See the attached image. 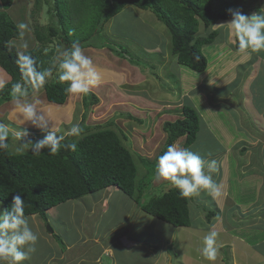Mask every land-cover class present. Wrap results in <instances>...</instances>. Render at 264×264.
<instances>
[{
  "label": "trees",
  "instance_id": "1",
  "mask_svg": "<svg viewBox=\"0 0 264 264\" xmlns=\"http://www.w3.org/2000/svg\"><path fill=\"white\" fill-rule=\"evenodd\" d=\"M13 2L1 0L0 67L11 76V81L0 89V107L11 101L14 84L25 82L15 44L20 39L17 24L7 13ZM34 3L31 17L36 21L33 32L38 45L26 53L33 57L40 69L56 62L60 53L70 48L73 42H78L83 49L108 48L122 59H131L127 48L104 40L102 32L108 22L133 6L141 11H150L165 25L171 35L170 55L178 64L204 72L208 59L202 49L216 43L220 36L219 31L211 28L219 20L231 17L227 11H216L213 0H35ZM44 6L51 18L46 26L35 20ZM202 24L206 31L203 35L200 34ZM97 39L103 42L98 44ZM54 43H57L56 47ZM51 46L53 48L47 51ZM55 74L54 70L53 76ZM27 87L31 95V85ZM43 87L49 102L56 105L66 103L69 97L65 90L67 84L60 83L58 76L48 80ZM99 102V97L92 91L84 95L85 112L88 113ZM113 124L112 121L91 127L82 122L81 136L65 140V143L76 142L75 151L62 148L55 154H48L47 149L42 150L40 155H33L31 151L15 154L10 145L6 150H0V202L4 210L11 207L13 196L20 193L25 200V216L39 215L48 223L47 214L54 207L115 188L133 198L146 214L175 228L190 227V201L193 196L182 198L175 188L148 201H145V195L157 176V157L181 138H185L184 148L191 149L196 143L201 128V116L197 109L187 100L183 106V118L164 124L167 138L157 157L154 160L139 157L140 162L145 164L140 184L137 161L125 145L128 136L124 131L119 133L111 128ZM246 151L242 150V153ZM208 216L214 217L212 212ZM52 234L64 244L60 237L54 232ZM229 260L230 257L225 258L226 264H231Z\"/></svg>",
  "mask_w": 264,
  "mask_h": 264
},
{
  "label": "rangeland",
  "instance_id": "2",
  "mask_svg": "<svg viewBox=\"0 0 264 264\" xmlns=\"http://www.w3.org/2000/svg\"><path fill=\"white\" fill-rule=\"evenodd\" d=\"M30 1L31 5H28L30 4ZM244 1L246 2V0ZM34 2L35 0H14L11 8L7 10L8 15L14 20L17 25L20 22H24L28 24L31 29L30 32H26L25 34L24 39L29 45L28 49L25 51L36 48V46L38 45L34 38L33 32V27L36 21L34 22V19L31 17V11L35 7ZM235 2L236 1L232 0H213V7H217L220 9L221 12H224L227 11V5ZM244 4L245 6H248V3ZM140 11L141 10L133 6L126 8L121 14H119L117 17L113 18L110 22H108L104 28V31L102 32V38L104 40H108L111 43L119 44L122 47L127 48L131 59H122L108 48H95L97 52L89 48L84 49L85 54L91 57L94 63L98 64L97 68L104 75L103 82L99 86L94 87L91 90L96 95H100V102L97 105L92 106L88 113H86L83 105L84 95L69 94V97L64 105L53 106L52 108L56 107L55 110H45L52 119V121L49 122V128L53 127L54 124H56L60 133H63L66 128H69L73 123L76 122L81 125L82 122L85 121L86 125L95 127L96 125H104L107 123L109 124L113 121L114 124L111 125V128L117 130L119 133H121V131H124V133L128 136L127 138L129 140L125 141V145L126 147H128V149L131 150L133 157L137 161L139 175L138 184H140L141 177L145 173V164L140 162L139 157L147 158L150 160H154L157 157L166 142V140L163 141L162 138L164 124L168 122V120L172 121L175 119H179L181 116H183L182 114L181 116H177L176 118L173 112L175 106L182 107L184 105L182 99L183 96L181 94V82L178 76L179 73L181 74V71L178 70L181 66H179L176 59L170 55L171 35L166 29L165 25L159 22L153 13H151L150 11ZM227 12L230 13V9H228ZM243 13L247 15V9H244ZM130 15L131 18L129 19ZM35 20H38L39 23L44 26L49 24L51 18L47 15L46 6H44L42 10H39V15H37V19ZM211 29H213V27ZM200 34H204L203 26L200 28ZM97 40L98 44H101L103 42V40L101 39ZM20 43V39L15 41L17 47ZM53 45L56 47L57 43H54ZM52 48V46L47 48V51H50ZM157 48L158 50H156ZM151 49H155L157 52L151 51ZM189 69L187 70L190 71ZM133 70L137 71L135 75ZM57 76L58 73L55 74L52 78H50L49 81H51L53 78H56ZM136 77L142 82L145 79L150 78V80L154 84L149 87L148 90H151L152 93L154 90L156 95H158L159 91H161L165 95H161V98L165 97V101L162 99V101H160V109L162 115L157 111V109H155L156 106H151V108L147 107L145 111L147 116L143 111L144 109L138 110L135 108L136 110H133L135 111L134 115L140 116V119L143 120H134L129 117L131 112L127 109V105L124 104L123 101L128 99V93H130L131 95H135V97H139L138 94H132L133 92H137L136 88H138H135L133 85V80H135ZM112 83H114L115 85H113ZM116 83H118L119 85H116ZM259 84L264 85V83L262 81L257 82V87H255V89L258 92H260L257 89ZM236 86L237 83L233 84L230 87V91H232ZM228 90L229 89H217L216 91L218 94L214 93V97H212V100L217 102L218 96L222 97L221 94L225 95ZM39 91L45 94L44 87H42ZM261 92H264V90ZM43 94L41 95V98L44 97ZM240 94L243 95V97L245 98V95L241 92L239 88L237 89V91H233L231 93V96L228 100L237 103L236 106L240 107L242 106ZM135 97H130L129 100L136 101L137 99H135ZM256 102L257 104H262L264 102L263 93L260 97L256 98ZM12 107L14 108L11 101L6 102V104L4 103L0 107V122L9 125V127H14L13 125L17 127L18 122L16 121L15 112L11 111ZM140 107L143 108L142 106ZM165 112H167V114L169 115H165ZM149 114L150 116H148ZM85 115H87V117L84 120ZM247 115L249 117L253 116L250 113ZM150 118L151 120L148 121V119ZM248 119L250 121V118ZM247 124L250 127L252 125L248 121ZM19 127L21 130L27 131L28 136L25 139L30 140L32 142L43 139L46 134L45 132L41 131L38 127L33 126L30 122H25ZM184 140V138L178 140L175 145L178 148L183 149ZM152 141H156V145L152 144ZM217 141L213 139L211 133L208 129L205 128V126H201L197 136V141L193 145L191 150L199 153L205 159L208 155L220 153L223 150L220 142ZM8 143L13 153H22L16 151V147L19 142L13 139L11 136H9ZM25 152L29 151L25 149L23 153ZM147 182L148 181H146V183ZM146 186L148 187L149 185ZM171 188L173 187H170L167 182L160 180L156 176L153 180L151 188L145 195V201H148L152 197L160 196L163 193L169 191ZM119 191L120 190L117 191V196L122 195L123 197V199H121L119 203L116 201L117 199H119V197H117L116 200H111L109 204V209L101 204V206L98 205L97 207V215H99V217H97L96 220L93 221L94 227L98 226L99 232H103L106 228L118 225V221L126 215V211H132L131 207L135 206V201L133 198L131 199L125 196L124 194L120 193ZM99 194L100 193L91 195L92 203H94L93 199L98 197ZM196 197H200L201 201H204V203L200 204L196 203L194 200L190 201V211L194 226L202 225L204 222L213 219L215 216L219 217L221 215V212H219V210L214 207V200L206 192L201 191L199 194L196 195ZM89 202L90 201L87 199H85L84 201L76 200L68 202L61 208H58L57 212H55L56 210L53 209L51 211L49 222L47 224H44V221L40 222V227L38 226V224L34 223V221H42L40 217H28L30 226L32 227L33 231L38 235V241L35 245V253L31 255L30 260L23 262V264H46L47 262H54L53 260H56L55 262L59 264L63 262V259L60 258L62 256L61 252L63 254L65 253V255L72 254L73 257L77 253H79V250L76 249L71 252L66 251V247H68V245H72L73 243L80 242V236L84 234H89L90 226L86 223V219L82 215L83 212L86 210L85 204H88ZM231 203L232 202L229 203V201L226 202V206H229L231 208ZM201 207L202 210H204L206 216L212 212L214 217L209 218L207 216L203 219H200L198 217V214L201 211ZM263 207L264 205H260L258 208L255 209L253 207L249 211H235L237 213L235 214L238 215V217L236 218V222L237 224L241 225L243 229H240V232L237 233L236 237L234 238L228 233L216 230L219 233V247L225 248L222 250L219 249L218 255L226 253L227 255L224 256V258L231 257V261L229 260L231 264L232 262L233 264H246L248 258L252 257V261L248 260V264H255L256 258L252 256L256 255L254 250L261 249L264 252V246H262V248L257 249L255 247L253 248L250 243L255 240V237H251L250 235L253 234L249 231H254V229L250 228H252L251 226L253 223V219L255 218V214L257 213L256 211L260 212L261 216L264 218ZM105 210H107L108 212L110 211V213L108 215L104 214ZM3 211L4 208L2 203L0 202V212ZM65 212L67 214H65ZM227 214L228 213H226L225 215ZM235 214L234 212L232 213V215ZM64 215L69 219L65 218ZM140 216L144 217V219L146 220V224L144 226L145 228L137 232L136 235H143L145 237H148L149 235V238L151 240L160 241L161 243L156 245L157 247L155 248V250H161L159 249V247H163L164 243L168 242L171 238L172 232L176 231V233L174 232V237L172 241L173 248L170 254L182 260V263L177 260L178 264H221V262L218 261V256L214 262H210L203 258V256L201 255L200 250L203 246V237L208 231H200L201 229L198 228H175L172 225L164 223L147 214H141ZM148 219L150 220L149 222ZM225 224L227 226V223ZM49 226L50 228L52 227V229H54V233L58 237H60L61 240L64 242L65 247H63V249V245L60 240H58L52 233L49 232ZM90 230L93 232V230L96 231V228L92 230L91 227ZM171 230L172 232L171 234H169ZM193 232H198V234ZM99 235L103 237L104 233H100ZM146 243L142 244L141 247L145 249V247L147 246ZM229 243H231L232 248L237 249V252L239 254H236V257L233 260V253L231 248H229ZM90 244L92 243L90 242L88 246H90ZM261 250L259 251L262 252ZM98 251V247H92V255L96 254ZM158 252L151 250V253L154 257L160 258L162 254L159 255ZM144 255V253L138 251H136L135 255L129 250H117L115 256L117 262L120 264H137V260H141L139 256L142 257V259H145ZM163 256L164 255H162V259L157 260V263L155 261V263L167 264L168 258ZM52 257L54 259H52ZM66 257L67 256H65V258ZM112 262L113 260L106 258L104 264H112ZM65 263L66 260L63 264ZM256 264H260V261H258Z\"/></svg>",
  "mask_w": 264,
  "mask_h": 264
},
{
  "label": "crops",
  "instance_id": "3",
  "mask_svg": "<svg viewBox=\"0 0 264 264\" xmlns=\"http://www.w3.org/2000/svg\"><path fill=\"white\" fill-rule=\"evenodd\" d=\"M232 1L236 2L227 5L226 8L227 10L230 9L231 17L228 20H220L213 26V30L220 32V36L218 37L217 42L212 45L203 47L202 51L208 58L207 69L204 72H196L186 66L178 64L179 66H181L178 69L181 71V74L179 73L178 76L181 82V94L183 96L182 99L184 105L187 100L188 102H191V104L197 109L201 116V126H205V128L208 129L211 133L213 139L216 141L218 140L221 144V147L223 148L220 153H214L212 155H208L205 158L206 160L214 159L218 163V170L212 175L213 179L222 185L225 195L217 199H212L215 203L214 207H216L219 212H221V215L219 217L215 216L216 218L214 217L213 219H211V221L208 220L207 222H204L199 226H194L192 222L191 226L187 228H198L201 229L200 231L207 232L209 231L210 227H214L215 230L228 233L234 238L236 237V234L240 232L239 230L243 229L242 226L237 224L236 222V218L238 217V215H236V212H238L237 210L249 211L253 207L256 209L260 205H264V102L262 104H257L256 102V98L260 97L262 93L264 96V92H261L264 90V85L259 84L257 89L260 92L256 91L255 89V87H257L256 84L258 81H262L264 83V51L257 53L248 52L246 54L238 53L237 42L235 38L229 39L227 36V29L224 26L220 25H224L230 22L232 19V12L236 10H239L243 13L244 9H247L248 14L246 15L243 13L246 16H251L252 14L258 13L261 9H264V0H246V2L244 0ZM244 3H248V6H245ZM28 5H31V1ZM2 9L3 7L0 0V10ZM214 9L216 11L220 10L217 7H214ZM130 18L131 15L129 19ZM89 49H93L95 52H97L95 48ZM156 50H158V48ZM156 50L151 49V51ZM94 64L98 67L97 63ZM187 69H189L190 71H188ZM133 71L135 75L137 71ZM10 80V75L6 71H4L2 67H0V85H2L0 86V88H2L6 83L10 82ZM235 83H237V86L232 91H230V87ZM112 84L115 85L114 83ZM153 84L154 83L150 80V78L145 79L143 82L140 79H137V77L135 80H133L134 87L138 88H136L137 92H133L132 94H138L139 97H135V95H131L130 93H128V99L123 101L124 104L127 105V109L131 112L129 117H133L134 120H143L140 119V116L134 115L135 111L133 110L144 109L143 111L145 113L147 107L151 108V106H156L155 109H157V111L161 114L160 101L164 100L165 98H161V95H165L161 91H159L158 96L155 94L154 90L153 93L151 92V90H148L149 87H151ZM116 85L119 84L116 83ZM239 88L245 95V98L240 94L242 106H238V108L236 106L237 103L228 99L230 98L231 93L233 91H237V89ZM217 89L229 90L227 93H225V95L221 94L222 97L218 96V101L215 102L212 100V97H214V93H217ZM42 94L43 93L41 91L35 93V95L41 101L39 107L46 111H50L51 109L55 110L56 107H52L56 106V104H49L51 102L47 100L46 94H43L44 97L41 98ZM98 97L100 99V95ZM130 97H135V99H137V102L134 100L130 101ZM140 106H142L143 108H141ZM183 106L174 107L173 113L176 118L177 116H181L183 114ZM11 111H14L13 107ZM249 113L253 116L249 117L247 115ZM164 114L166 115L167 112H165ZM148 116H150V114ZM180 118H183V116H181ZM248 118H250V121ZM150 120L151 118L148 119V121ZM176 120L177 119L172 121ZM247 121L252 124L251 127L247 124ZM13 126L16 127L15 125ZM162 138L163 141H165L167 138V135L164 131L162 132ZM155 143L156 141H152V144ZM242 150L247 151L245 153H242ZM117 191L118 189L109 188L107 190L98 192L100 194L98 195V197L93 199L94 203H92L91 195H95L97 193L90 194L82 199H79L83 201L87 199L90 201L88 204H85L86 210L82 215L86 219V223L89 224L90 228L92 227V230L96 228V231L93 230L92 232L89 228V234L82 235L83 238L82 236H80V242L68 245V247H66V251L71 252L76 249L79 250V253H77L73 257L72 254L65 255V253L63 254L61 252L62 256L60 258L63 259V262L59 264H63L65 260V264H104L106 258L113 260L112 264H120L117 262L115 256L117 250H129L135 255L136 251L144 253L145 259H142V257L139 256L141 260L138 259L136 262L137 264H156L157 260L162 259V255H164L163 257L168 258L167 264H178L177 260L182 263V260L180 258H177L176 256L170 254L173 248L172 241L174 232L176 233V231H170L169 234H171L172 232L171 238L168 242L164 243L163 247H159V249L161 250H155V248L157 247L156 245L161 243L160 241L151 240L149 238V235L148 237L138 234L136 235L137 232L145 228L144 226L146 224V220L143 217L144 215L140 216L141 214L146 213L139 208L136 202L135 206L131 207L132 211H126V215L118 221V225L106 228L103 232L98 231V226L94 227L93 220H96V218L99 217V215H97L98 205H104V207L109 209V204L112 199L116 200V198L119 197V199L116 200L118 203L121 199H123L122 195L117 196ZM119 192L122 193L121 191ZM192 200H194L196 203H204V201H201V198L196 197V195L193 196ZM228 201L229 203L232 202L231 208L229 206H226V202ZM67 203L68 202L61 204L57 207H54L53 209L56 210L55 212H57L58 208H61ZM51 211H49L47 214L48 222ZM231 212H234V214H236L232 215ZM256 212L257 213L255 214V218L253 219V223L251 226L252 228H250L254 229V231L249 232L253 234L250 235L251 237H255V240L251 242L250 245L253 246V248L255 247L257 249L264 246V218L261 216L260 212ZM109 213L110 211H104V214L106 215H108ZM226 213L228 214L225 215ZM65 214L67 213L65 212ZM207 216L201 207V211L198 214V217L200 219H203ZM31 217L34 218V216ZM41 220L42 221H34V223L38 224V226L40 227V222H43L44 219L41 218ZM149 221L150 220L148 219V222ZM45 223L46 222L44 221V224ZM225 223H227V226ZM100 233H104V236L101 237L99 235ZM193 233L198 234V232ZM90 242L92 244L88 246ZM144 243H146L147 245L145 249L141 247V245ZM229 244V248H231L233 253V260L235 259L236 254H239L237 252V249L232 248L231 243ZM94 246L98 247L99 251L96 254L92 255V247ZM63 247H65V244H63L62 249ZM219 249L222 250L225 248L219 247ZM151 250L157 252L159 251V255H162L160 256V258L154 257L151 253ZM259 250L261 249L254 250L256 255L252 256L256 258L255 264L258 261H260V264H264V252L262 250V252H260ZM226 255V253L218 255V261H220L221 264H225L224 256ZM65 256L67 257L65 258ZM251 258H248V260L252 261ZM52 259L54 258L52 257ZM248 260L246 261V264H248ZM53 261L54 262L51 263L47 262L46 264H57L55 262L56 260Z\"/></svg>",
  "mask_w": 264,
  "mask_h": 264
},
{
  "label": "clouds",
  "instance_id": "4",
  "mask_svg": "<svg viewBox=\"0 0 264 264\" xmlns=\"http://www.w3.org/2000/svg\"><path fill=\"white\" fill-rule=\"evenodd\" d=\"M202 26L205 33L203 24L200 28ZM220 26L227 29L229 39L235 38L238 53L264 51V9L251 16H246L239 10L233 11L231 21ZM17 29L21 40L18 45L21 50L17 52L18 64L25 82H17L12 88L11 103L14 106L18 126L9 127L0 122V150L9 147L8 139L11 136L19 142L16 147L17 152L27 149L33 155H40L45 149L48 150V154H55L62 148L75 151L76 142L65 143V140L67 137L81 136L83 129L80 124L73 123L63 133L59 132L56 124L49 128L52 119L39 107L41 101L35 93L52 78L54 70L58 73V81L67 84L65 90L71 95L89 94L92 88L103 82L104 75L78 42H73L70 48L64 49L51 66L38 68L33 57L25 51L29 47L24 39L26 32L31 31L29 25L20 22ZM29 84L32 95L27 87ZM25 122H30L45 132L44 138L36 142L26 140L27 131L19 127ZM217 170L216 160H206L199 153L189 148H178L175 144L169 145L166 151L157 157L155 166L157 177L175 188L182 198H191L201 191L206 192L213 199L225 195L222 185L213 179L212 174ZM24 209L25 200L20 193H17L12 198L11 207L0 212V264H23L30 260L31 255L36 251L38 235L30 226ZM218 236L219 233L214 227H210L203 237L201 255L210 262H214L219 254Z\"/></svg>",
  "mask_w": 264,
  "mask_h": 264
},
{
  "label": "water",
  "instance_id": "5",
  "mask_svg": "<svg viewBox=\"0 0 264 264\" xmlns=\"http://www.w3.org/2000/svg\"><path fill=\"white\" fill-rule=\"evenodd\" d=\"M49 232L50 233H53L54 232V230L52 229V227L50 228V226H49Z\"/></svg>",
  "mask_w": 264,
  "mask_h": 264
}]
</instances>
